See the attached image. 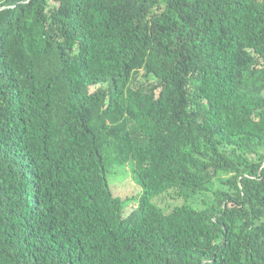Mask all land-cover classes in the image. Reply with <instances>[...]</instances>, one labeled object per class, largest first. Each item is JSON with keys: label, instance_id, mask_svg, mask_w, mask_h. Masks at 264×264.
I'll return each instance as SVG.
<instances>
[{"label": "trees", "instance_id": "obj_1", "mask_svg": "<svg viewBox=\"0 0 264 264\" xmlns=\"http://www.w3.org/2000/svg\"><path fill=\"white\" fill-rule=\"evenodd\" d=\"M0 264H264V0H0Z\"/></svg>", "mask_w": 264, "mask_h": 264}, {"label": "rangeland", "instance_id": "obj_2", "mask_svg": "<svg viewBox=\"0 0 264 264\" xmlns=\"http://www.w3.org/2000/svg\"><path fill=\"white\" fill-rule=\"evenodd\" d=\"M100 110L101 107L96 108V111ZM112 175L107 177L108 186L114 195L118 196L124 201V213H128L130 209H133L135 207V204L137 203V200L142 192V188L134 181L133 174L128 168L119 169L117 170L115 175ZM225 177L226 175L221 174L219 176V179H224ZM219 179L213 180L211 185H209L208 190H206V192L203 194L201 193L197 195L196 199H200L207 203L213 201V192L217 189L222 188V185L218 182ZM196 199L194 197L187 199H174L172 195H165L161 197H150L149 201L155 206L164 210L166 207V209H170L174 205H180L181 203H186L193 207H199L200 202Z\"/></svg>", "mask_w": 264, "mask_h": 264}]
</instances>
